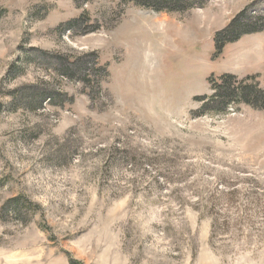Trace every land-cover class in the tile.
I'll list each match as a JSON object with an SVG mask.
<instances>
[{
    "label": "rangeland",
    "instance_id": "374dc122",
    "mask_svg": "<svg viewBox=\"0 0 264 264\" xmlns=\"http://www.w3.org/2000/svg\"><path fill=\"white\" fill-rule=\"evenodd\" d=\"M0 9V264H264V110L198 102L222 75L264 90V0Z\"/></svg>",
    "mask_w": 264,
    "mask_h": 264
},
{
    "label": "trees",
    "instance_id": "16d2710c",
    "mask_svg": "<svg viewBox=\"0 0 264 264\" xmlns=\"http://www.w3.org/2000/svg\"><path fill=\"white\" fill-rule=\"evenodd\" d=\"M132 3L134 6L150 10L155 13H177L184 14L189 10L196 8L198 6L202 7L207 0H127ZM1 10V9H0ZM1 10V15L3 14ZM88 18V17H87ZM86 16H82L79 20L68 22L64 27L68 30L76 29L79 27L81 22L87 20ZM242 14L236 16L232 22L231 27H229L226 32H221L215 36V45L218 53L221 52L224 44L234 42L247 33L246 30H251L247 22H243ZM250 26H253L250 24ZM254 26H257L256 29H253L252 32L264 31V20L258 19V23ZM92 32V31H91ZM230 38V39H229ZM95 55H92L93 57ZM59 66V72L62 76L66 78H73L74 76L82 79L81 82L87 83V78L89 75L87 73L93 68L92 63L86 62L84 60H75V61H63L59 59L57 61ZM97 74H101V71H104L105 68L99 66L98 61L95 62ZM213 87L214 96L206 99L202 98L198 102L209 103V106L212 108H217L219 112H224L229 106L234 105H245L248 107H260L264 110V90L260 89L259 84L256 81L255 77H247L246 79L238 81L234 76L223 75L219 77L218 85L213 81H209ZM207 105V106H208ZM18 203V200L13 201Z\"/></svg>",
    "mask_w": 264,
    "mask_h": 264
}]
</instances>
